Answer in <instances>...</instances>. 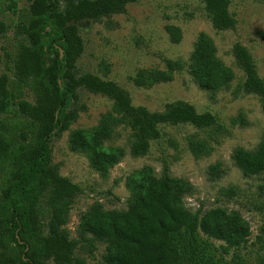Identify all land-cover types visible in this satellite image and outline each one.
I'll list each match as a JSON object with an SVG mask.
<instances>
[{
  "label": "trees",
  "instance_id": "16d2710c",
  "mask_svg": "<svg viewBox=\"0 0 264 264\" xmlns=\"http://www.w3.org/2000/svg\"><path fill=\"white\" fill-rule=\"evenodd\" d=\"M135 1L30 0L21 11L15 1L8 5L19 18L13 23L18 36L13 65L0 73V264H43L50 258L53 264H85L74 254L77 246L92 247L97 241L106 243L101 264H224L218 254L250 236V223L239 210L217 206L192 211L183 199L191 183L168 174L155 176L149 165L126 177V209H106L96 201L82 215L77 239L65 227L83 189L52 164L51 140L69 126L80 88L109 95L114 102L115 112H105L97 125L76 128L69 136L70 149L84 152L102 175L125 154L124 147L104 143L120 124L132 131L130 153L135 156L148 152L151 141L161 135V124L220 126L216 115L188 101L175 100L164 110L152 111L133 104L116 81L77 70L84 47L80 23L121 12ZM202 2L215 29L235 26L230 0ZM0 25L3 30L5 24ZM166 30L173 42L181 40L179 26L168 24ZM216 51L213 38L202 31L187 65L180 58H167L166 69L150 70L148 78L136 76L133 81H168L187 66L199 87L220 90L235 74ZM232 52L245 72L242 86L259 94L264 110V77L258 75L251 53L240 42ZM25 89L33 93V102L24 98ZM190 146L196 154L209 150L202 140L191 139ZM234 156L245 176L263 172L264 138L255 149L236 148ZM217 166L211 165V171L218 175ZM211 239L224 243L216 245Z\"/></svg>",
  "mask_w": 264,
  "mask_h": 264
},
{
  "label": "rangeland",
  "instance_id": "374dc122",
  "mask_svg": "<svg viewBox=\"0 0 264 264\" xmlns=\"http://www.w3.org/2000/svg\"><path fill=\"white\" fill-rule=\"evenodd\" d=\"M11 1L16 2L18 11L30 3L0 0V22L5 24L3 30L0 25V73L12 67L18 40L13 23L19 14L9 8ZM229 9L236 24L225 30L214 28L202 0H137L121 12L80 23L84 47L76 60L79 72L89 71L116 81L127 90L133 104L152 111L164 110L166 104L175 100L188 101L197 110L216 115L220 126L201 129L190 123L161 124V135L151 141L148 152L135 156L130 153L132 131L120 124L104 143L124 147L125 154L102 175L90 165L84 152L70 149L69 136L76 128L94 127L105 112H115L114 102L109 95L80 88L70 111L69 126L51 140L52 164L83 189L75 197L65 224L72 238H78L81 217L94 202L106 209H126L130 199L126 177L149 165L155 176L168 174L191 183L183 199L192 211L203 213L221 206L239 210L248 220L251 234L247 241L218 254L224 264H264V171L245 176L234 156L236 148L255 149L264 138V110L259 94L242 86L245 72L232 52L234 43L244 44L258 75L264 77V0H230ZM168 24L180 27L179 42L170 39ZM202 31L213 38L217 56L234 71L228 86L217 91L202 89L187 66L174 72L168 81L145 85L133 81L136 76L148 78L150 70L166 69L167 58H180L187 65ZM24 98L34 101L28 89ZM191 139L204 141L209 150L196 154L190 146ZM211 165H218V175L211 171ZM228 188L233 190L232 195L226 193ZM202 236L205 237L203 233ZM211 240L216 245L224 243ZM105 247L106 243L101 241L92 247L78 245L74 254L84 258L85 264H101ZM43 264H53V260L47 259Z\"/></svg>",
  "mask_w": 264,
  "mask_h": 264
},
{
  "label": "water",
  "instance_id": "95a60500",
  "mask_svg": "<svg viewBox=\"0 0 264 264\" xmlns=\"http://www.w3.org/2000/svg\"><path fill=\"white\" fill-rule=\"evenodd\" d=\"M60 52H61V54H62V49L60 48Z\"/></svg>",
  "mask_w": 264,
  "mask_h": 264
}]
</instances>
